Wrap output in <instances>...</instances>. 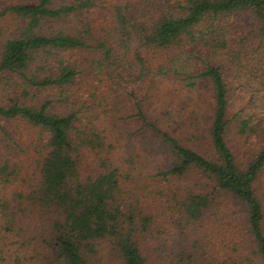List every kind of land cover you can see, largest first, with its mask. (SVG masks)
<instances>
[{
	"label": "trees",
	"instance_id": "1",
	"mask_svg": "<svg viewBox=\"0 0 264 264\" xmlns=\"http://www.w3.org/2000/svg\"><path fill=\"white\" fill-rule=\"evenodd\" d=\"M105 2L29 0L0 5V22L9 17L16 25L0 39V85L14 78L23 96L51 90L59 107L70 105L58 113L49 99L30 105L9 96L7 104H0V222L10 230L24 215H43L47 231L34 234L53 256L51 264H95L90 255L101 242L113 247L121 264H146L134 236L148 218L140 215L141 210H123L120 180L129 175L121 176L113 152L122 144L133 150L135 140H141L145 143L141 148L160 149L166 164L161 169L140 162L143 186L179 180L181 205L193 220L217 193L237 201L264 264L263 211L252 189L264 167V64L258 65L264 63V53L256 50V62L236 65L240 71L230 80L216 65L206 64L191 75L169 66L172 59H165L169 64L164 70L172 69L165 73L147 63L148 56L160 53L168 58L172 50L192 43L225 50L229 39L225 35L240 46L249 47L250 38L264 44V0ZM238 14L248 18L246 23L240 17L236 21L243 26L240 37L223 33L221 21H233ZM186 54L190 58L184 66L191 70L194 55L190 49ZM88 73L97 84L103 83L99 75L110 80L100 87L104 94L119 83L130 84L127 78L133 74L135 79L181 74L186 86L207 83L209 151H196L157 128L138 102H133V114L122 117L114 104L107 106L110 96L96 99L95 86L82 91L81 81ZM96 106H102L101 113L114 112L109 125L96 127L100 117ZM127 118L128 124L123 123ZM130 119L140 120V127L131 130ZM231 127L236 142L256 145L243 167L227 140ZM88 164L93 175L85 174ZM244 264L250 263L246 259Z\"/></svg>",
	"mask_w": 264,
	"mask_h": 264
},
{
	"label": "rangeland",
	"instance_id": "2",
	"mask_svg": "<svg viewBox=\"0 0 264 264\" xmlns=\"http://www.w3.org/2000/svg\"><path fill=\"white\" fill-rule=\"evenodd\" d=\"M21 1L29 0H0V5ZM108 1L105 2L107 5ZM105 3L101 6H105ZM239 17L242 18L243 23H246L248 18L243 14H238L233 21L230 19L221 21L225 24L221 27H226L223 33L235 32L234 37H240L238 31L243 30V26L236 24ZM14 27L16 25L9 17L0 22V34L2 33L0 39L8 36ZM218 29L217 31L221 33V29ZM226 29L230 32L228 33ZM225 36L229 37L225 50L205 48L202 46L203 43L197 45L192 43L186 48L172 50L168 58H164V55L160 53L157 57L148 56L147 63L150 62L153 70L157 66L162 67L161 70L165 73L172 70H164L169 64L165 59H172L169 66L173 65V69L176 68L180 72L191 75L197 74L206 64L216 65L219 66L223 77L230 80L236 74L235 72L240 71V68L236 69L238 67L236 65L245 66V64L256 62L255 51L264 53V44L259 46L257 40L250 38L249 47L246 43L240 46L236 40H230L231 36ZM189 49L194 55L191 61L195 63L191 70L184 66V63L188 61L186 57L190 58V54H186ZM232 55L235 58L231 59ZM262 62H258L259 67L264 64ZM180 75L175 77L166 74L155 77L148 75L135 79L133 74L127 78L130 84L114 85L108 94H104L100 88L110 81L103 75H99L103 79L101 84L96 83L91 73L86 74L81 83L82 91L89 89L90 85L97 88V100L102 96H110L106 98L107 106L114 104L122 117L133 114L135 111L133 102H138V106L142 108L147 119L157 128L175 136L182 144L206 154L209 151L206 145V127L210 113L206 104L210 100L208 84L197 83L193 87L186 86ZM114 80L111 79L113 82ZM54 92L32 90L27 96H23L21 88L14 78H11L5 85H0V104H7L9 96L30 105L49 99L52 110L58 113L67 111L70 105L65 104L59 107V103L53 99ZM131 92H133L132 96ZM72 98H74L73 94ZM101 108L102 106L95 107V111L100 115L96 127L109 125L114 115V112L110 111L101 113ZM128 119H124L123 123L128 124ZM2 123L6 124L4 121ZM129 124L132 126L130 129L133 130L135 127H140L141 121L130 119ZM234 131L231 127L227 140L234 151L238 165L243 167L256 145L236 142ZM135 142L133 150H129V147H124L122 144L121 147H114L113 152L117 157V167L121 171L119 172L121 176H126L127 173L129 175V178L124 181L120 180L122 192H119L118 199L124 206L123 210L130 208L132 213L135 210H141L140 215L148 218L144 229L139 231L138 228V233L134 236L146 264H244L246 259L250 264H260L261 257L255 250L253 240L248 233L245 211L241 204L226 198L220 192L202 210L201 217L197 220L188 219L185 216L184 206L181 205L180 191L176 189L179 180L171 181L172 184L170 181L167 183L157 181L154 184L151 181V184H148L149 187L143 186L145 179L141 176L140 162L142 164L149 162L150 165L152 163L156 168L158 166L163 169L166 167L165 157L160 149L141 148L145 143L141 140H135ZM136 148H138V156H134ZM146 154L152 156L147 157ZM127 155H130L131 160ZM89 161L90 158L85 162ZM91 168L92 166L88 164L84 169L85 174L93 175ZM252 189L262 206L261 224L264 233V167L255 177ZM45 222V217L36 213L22 216L10 230L5 229L6 225L0 222V264H51L53 256L43 246L42 240L34 234L38 230L47 231L43 226ZM34 224L37 225L32 226ZM94 247V254L92 253L90 257H93L95 264H121L116 251L107 242H101Z\"/></svg>",
	"mask_w": 264,
	"mask_h": 264
}]
</instances>
